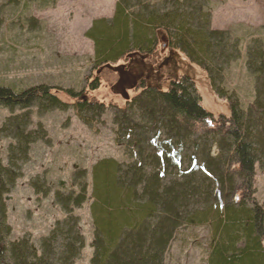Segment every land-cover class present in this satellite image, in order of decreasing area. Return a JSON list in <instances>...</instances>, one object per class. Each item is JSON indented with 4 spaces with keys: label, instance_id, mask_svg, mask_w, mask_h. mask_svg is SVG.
I'll use <instances>...</instances> for the list:
<instances>
[{
    "label": "trees",
    "instance_id": "obj_1",
    "mask_svg": "<svg viewBox=\"0 0 264 264\" xmlns=\"http://www.w3.org/2000/svg\"><path fill=\"white\" fill-rule=\"evenodd\" d=\"M200 9L193 0H118L112 18L94 19L85 33L93 40L97 69L126 61L131 53L153 56L157 30H163L168 48L201 66L230 107L228 115L205 110L187 75L171 74L165 90L137 77V93L123 107H113L114 140L129 161L104 159L92 168L89 264H165L176 232L204 224H211L214 240L207 264H264V209L255 197V166L264 171V47L255 37L246 47L254 96L243 108L221 85L223 69L240 57L239 41L227 30L211 28L210 14ZM155 73V79H164L161 69ZM98 87L94 78L89 90ZM60 90L74 100L71 106L85 124L106 109L71 88L0 86V105L10 110L0 138L11 140L5 163L0 154V264H76L84 247L73 208L86 200L87 183L76 194H55L65 216L40 238L38 248L27 236L9 239L6 196L21 176L30 145L48 141L40 124L31 129L30 109L67 110ZM32 186L41 192L38 180Z\"/></svg>",
    "mask_w": 264,
    "mask_h": 264
},
{
    "label": "rangeland",
    "instance_id": "obj_2",
    "mask_svg": "<svg viewBox=\"0 0 264 264\" xmlns=\"http://www.w3.org/2000/svg\"><path fill=\"white\" fill-rule=\"evenodd\" d=\"M117 1L0 0V86L15 91L41 84L71 88L82 92V97L106 106L90 124L79 119L71 106L74 100L61 90L59 97L71 106L67 110L40 113L33 106L31 129L40 124L48 141L38 140L30 145L21 176L6 196L9 239L27 236L38 248L40 238L65 216L55 202V194H76L79 185L87 183L86 200L73 208L84 237V247L76 264H89L92 254L93 223L89 208L93 166L104 159L129 161L123 147L114 140L113 107H123L137 93L138 76L145 77L148 85L165 90L171 74L187 75L194 82L205 110L214 116L230 113L227 100L214 92L207 72L179 50L169 49L168 38L161 29L157 30L158 52L153 56L146 58L148 55L138 54V57L131 53L126 61L95 69L94 43L85 33L94 19L112 18ZM142 1L162 3V0ZM193 1L200 10L210 14L211 28L227 30L232 40L239 41L240 57L223 69L221 85L226 93L234 92L245 108L254 96V77L245 66L246 47L254 37L260 38L264 47V0ZM155 68L161 69L163 80L155 79L160 74L155 73ZM94 78H98L99 87L89 90ZM8 115L10 110L0 105V126ZM10 142L0 138L4 163ZM37 180L41 192L32 186ZM255 190V197L264 209V171L258 165L255 166ZM213 241L211 224L182 227L167 249L165 264H207Z\"/></svg>",
    "mask_w": 264,
    "mask_h": 264
}]
</instances>
